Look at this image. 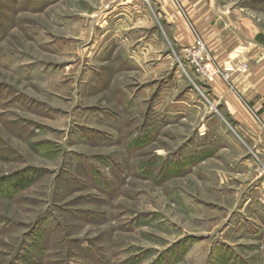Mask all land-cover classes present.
Here are the masks:
<instances>
[{
  "label": "rangeland",
  "instance_id": "rangeland-1",
  "mask_svg": "<svg viewBox=\"0 0 264 264\" xmlns=\"http://www.w3.org/2000/svg\"><path fill=\"white\" fill-rule=\"evenodd\" d=\"M125 1L0 0V264H264V127ZM211 2L264 41V0Z\"/></svg>",
  "mask_w": 264,
  "mask_h": 264
},
{
  "label": "crops",
  "instance_id": "crops-1",
  "mask_svg": "<svg viewBox=\"0 0 264 264\" xmlns=\"http://www.w3.org/2000/svg\"><path fill=\"white\" fill-rule=\"evenodd\" d=\"M156 2V8L162 14V20L171 32L176 47L181 50L182 47L191 46L195 35L201 36L217 64L230 71L228 83L216 77L212 82H205V85L210 88L213 97L223 98L222 104L237 126L253 134L254 140L260 136L262 141L264 41H260L258 32H240L232 21L228 18L226 21L223 15L213 9L211 0ZM123 3L138 13L136 31L144 32L147 28L150 32H159L154 15L150 17L141 9L138 10L142 7V0H126ZM238 65H244L245 68L240 70Z\"/></svg>",
  "mask_w": 264,
  "mask_h": 264
},
{
  "label": "built area",
  "instance_id": "built-area-1",
  "mask_svg": "<svg viewBox=\"0 0 264 264\" xmlns=\"http://www.w3.org/2000/svg\"><path fill=\"white\" fill-rule=\"evenodd\" d=\"M185 57L188 65L203 81L210 80L215 76H222L225 79L229 76L227 71L215 64L201 37H197L191 46L186 47ZM238 69L243 70L244 66H239Z\"/></svg>",
  "mask_w": 264,
  "mask_h": 264
},
{
  "label": "trees",
  "instance_id": "trees-1",
  "mask_svg": "<svg viewBox=\"0 0 264 264\" xmlns=\"http://www.w3.org/2000/svg\"><path fill=\"white\" fill-rule=\"evenodd\" d=\"M260 38V37H259ZM7 181L6 178H3L2 180H0V193H2L4 190L3 188V184ZM28 179L27 178H20L17 179L15 182L12 183L13 188L15 190H20V189H24L26 186H28Z\"/></svg>",
  "mask_w": 264,
  "mask_h": 264
}]
</instances>
